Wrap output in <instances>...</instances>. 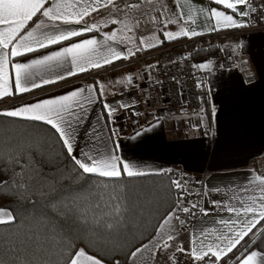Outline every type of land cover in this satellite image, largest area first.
Returning <instances> with one entry per match:
<instances>
[{"label": "snow or ice", "instance_id": "obj_1", "mask_svg": "<svg viewBox=\"0 0 264 264\" xmlns=\"http://www.w3.org/2000/svg\"><path fill=\"white\" fill-rule=\"evenodd\" d=\"M186 2L0 0V196L16 205L0 207V264H264V252L252 250L253 237H264V173L252 168L209 186L123 155L114 125L122 112L142 115L131 92L158 82L151 73L159 61L138 77L5 103L139 58L165 41L202 36L200 16L207 32L264 23V0H206L184 19ZM191 69L212 74L214 63ZM171 80L183 96V81ZM194 83L201 91L180 118L192 131L215 135L222 110L215 86L203 91L201 79ZM109 95L120 98L109 102ZM158 125L159 118L129 139Z\"/></svg>", "mask_w": 264, "mask_h": 264}, {"label": "crops", "instance_id": "obj_2", "mask_svg": "<svg viewBox=\"0 0 264 264\" xmlns=\"http://www.w3.org/2000/svg\"><path fill=\"white\" fill-rule=\"evenodd\" d=\"M205 3L206 0H187L183 3L184 19H187L188 15L196 14ZM206 23V19L200 16L197 30L207 33L203 27ZM171 30L176 29L173 27ZM233 39L234 47L240 54V69L205 73L206 76L202 80L205 84L203 91H207L209 82L215 86V101L222 109L219 123L216 125V134L204 136L192 131L187 122L180 118V112L171 114L164 107H150L145 97L148 85L145 82L144 92L139 89H133L131 92L132 97L139 101L135 111L142 115L132 116L122 112L121 118L114 125L116 129L121 130L123 155L141 160L149 167L171 168L189 178H202L209 186L220 184L229 178L244 177L252 168L264 173V33L238 34ZM151 42L154 43L155 40ZM237 44L241 46L237 47ZM202 60L204 59H199V62ZM126 62L128 61L117 62L113 70L102 74L98 80L106 82L127 73L138 77L139 70L143 68L126 65ZM109 67L112 66L99 70ZM81 75L83 74L45 86L24 97H17L15 100H22L16 104L47 98L80 87L82 85L71 82ZM249 76L254 78L251 85L245 83ZM137 82L141 83L139 80ZM119 98L108 96L109 102ZM157 118L159 125L152 132L139 141L129 139L137 131H141V126L147 127Z\"/></svg>", "mask_w": 264, "mask_h": 264}, {"label": "built area", "instance_id": "obj_3", "mask_svg": "<svg viewBox=\"0 0 264 264\" xmlns=\"http://www.w3.org/2000/svg\"><path fill=\"white\" fill-rule=\"evenodd\" d=\"M244 33H264V23L257 21L255 25L248 28L207 32L192 39L184 38L175 42L164 43L163 46L156 49L142 51L138 54L139 58H133L125 64L144 68L148 64H155L159 61L158 71L153 70L151 73V76L158 82L148 84L146 88L145 97L148 105L152 108L164 107L171 114L180 112L182 106L190 110V105L195 103V95L201 91L195 88L194 81L196 78L203 80L206 76L205 73L192 70L191 64L199 62L197 57L201 56L202 59L213 61L214 71L231 68L240 69V54L234 47L233 38ZM185 56L188 57L187 60L184 59ZM170 59L179 61V64L169 63ZM115 67L90 71L75 78L71 83L82 86L92 84L102 74L113 70ZM172 76H177L183 81V96L179 94L180 86L172 82ZM251 78L254 81L252 76ZM21 100H8L5 103H18ZM3 106L5 104L0 103V107ZM189 180L193 183L196 181L205 183L202 178H189Z\"/></svg>", "mask_w": 264, "mask_h": 264}, {"label": "trees", "instance_id": "obj_4", "mask_svg": "<svg viewBox=\"0 0 264 264\" xmlns=\"http://www.w3.org/2000/svg\"><path fill=\"white\" fill-rule=\"evenodd\" d=\"M198 59H201V56L197 57ZM177 174H181L180 172L174 171ZM189 179V177H187ZM5 192L7 191L6 189L4 190ZM0 207H10V208H15L16 205H9L8 201L6 198L0 196ZM253 239L256 241L255 244H253V248L264 252V237H260V236H255L253 237Z\"/></svg>", "mask_w": 264, "mask_h": 264}]
</instances>
